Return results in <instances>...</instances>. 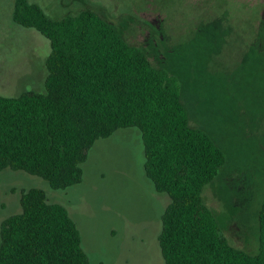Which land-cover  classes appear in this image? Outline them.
Masks as SVG:
<instances>
[{
	"label": "rangeland",
	"instance_id": "1",
	"mask_svg": "<svg viewBox=\"0 0 264 264\" xmlns=\"http://www.w3.org/2000/svg\"><path fill=\"white\" fill-rule=\"evenodd\" d=\"M30 1L52 18L87 6L122 26L127 41L143 47L153 65L174 70L191 126L226 156L203 189L204 201L229 243L254 253L264 194V33L257 35L264 28V0ZM13 12L14 0H0V95L43 93L48 39L16 24ZM143 165L141 133L126 127L94 141L80 166L81 182L66 189L3 169L0 248L7 219L21 210V192L36 188L65 208L88 264H165L157 237L169 197L154 189Z\"/></svg>",
	"mask_w": 264,
	"mask_h": 264
},
{
	"label": "trees",
	"instance_id": "2",
	"mask_svg": "<svg viewBox=\"0 0 264 264\" xmlns=\"http://www.w3.org/2000/svg\"><path fill=\"white\" fill-rule=\"evenodd\" d=\"M12 18L44 35L50 51L43 93L0 95V171L24 170L63 190L81 182L80 166L96 139L136 127L144 173L169 197L157 237L164 263L264 264V194L256 251L233 246L203 198L226 156L191 126L172 68L153 65L122 26L87 6L52 18L35 1L14 0ZM19 203L2 232L0 264H88L63 206L36 188L23 190Z\"/></svg>",
	"mask_w": 264,
	"mask_h": 264
},
{
	"label": "crops",
	"instance_id": "3",
	"mask_svg": "<svg viewBox=\"0 0 264 264\" xmlns=\"http://www.w3.org/2000/svg\"><path fill=\"white\" fill-rule=\"evenodd\" d=\"M167 206V205H166Z\"/></svg>",
	"mask_w": 264,
	"mask_h": 264
}]
</instances>
